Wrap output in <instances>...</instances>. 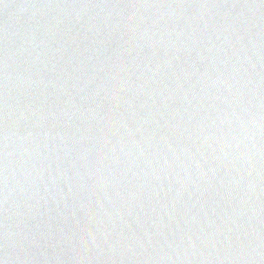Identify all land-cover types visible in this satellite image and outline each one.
<instances>
[{
  "label": "water",
  "instance_id": "water-1",
  "mask_svg": "<svg viewBox=\"0 0 264 264\" xmlns=\"http://www.w3.org/2000/svg\"><path fill=\"white\" fill-rule=\"evenodd\" d=\"M0 264H264V0H0Z\"/></svg>",
  "mask_w": 264,
  "mask_h": 264
}]
</instances>
